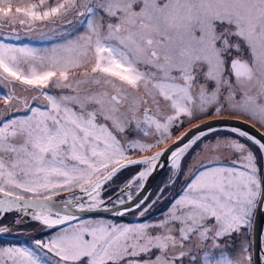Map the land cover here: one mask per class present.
<instances>
[{
  "label": "snow or ice",
  "instance_id": "6c2138e0",
  "mask_svg": "<svg viewBox=\"0 0 264 264\" xmlns=\"http://www.w3.org/2000/svg\"><path fill=\"white\" fill-rule=\"evenodd\" d=\"M258 225L264 0H0V264H264Z\"/></svg>",
  "mask_w": 264,
  "mask_h": 264
},
{
  "label": "rangeland",
  "instance_id": "374dc122",
  "mask_svg": "<svg viewBox=\"0 0 264 264\" xmlns=\"http://www.w3.org/2000/svg\"><path fill=\"white\" fill-rule=\"evenodd\" d=\"M178 134V133H177ZM138 169L136 167L132 168V169H129L127 171H125L124 173L121 174V176L118 178V181L117 182H120V181H123L127 178H129L133 173H135ZM168 176V172L166 171V173H164V175L158 180V182L156 183L154 189H153V193L155 192V190L157 189L158 186L161 185V183L163 181H165L166 177ZM14 218L13 215H9L7 217V220H6V223L7 222H10L12 221ZM125 222H132L133 221V216L129 215L127 217H124L122 218ZM29 232H31V236H27V235H20V236H13V235H4V236H7V237H11L13 238L14 240H16L15 242L13 243H16V242H20V243H23L25 241H28L30 239H32L33 237H40L42 235L41 231H40V228L38 225H32L30 228H29Z\"/></svg>",
  "mask_w": 264,
  "mask_h": 264
},
{
  "label": "water",
  "instance_id": "95a60500",
  "mask_svg": "<svg viewBox=\"0 0 264 264\" xmlns=\"http://www.w3.org/2000/svg\"><path fill=\"white\" fill-rule=\"evenodd\" d=\"M227 123L232 125V126L243 128V129L249 131L251 134L259 136V133H257L256 130L253 129L249 124H245V123H242L239 121H232V120L227 121ZM164 173H166V171L157 172L152 178H150L148 181V184H147V190L153 191L156 183L164 175ZM259 227H264V225H258V228Z\"/></svg>",
  "mask_w": 264,
  "mask_h": 264
},
{
  "label": "flooded vegetation",
  "instance_id": "af4514ba",
  "mask_svg": "<svg viewBox=\"0 0 264 264\" xmlns=\"http://www.w3.org/2000/svg\"><path fill=\"white\" fill-rule=\"evenodd\" d=\"M3 241H4V242H8V241L15 242L16 240H14V239L11 238V237L3 236Z\"/></svg>",
  "mask_w": 264,
  "mask_h": 264
}]
</instances>
